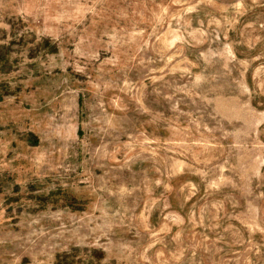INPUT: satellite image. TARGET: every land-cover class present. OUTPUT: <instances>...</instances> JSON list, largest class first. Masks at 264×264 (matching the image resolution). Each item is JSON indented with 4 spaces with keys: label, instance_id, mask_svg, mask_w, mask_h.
Returning <instances> with one entry per match:
<instances>
[{
    "label": "rangeland",
    "instance_id": "1",
    "mask_svg": "<svg viewBox=\"0 0 264 264\" xmlns=\"http://www.w3.org/2000/svg\"><path fill=\"white\" fill-rule=\"evenodd\" d=\"M0 264H264V0H0Z\"/></svg>",
    "mask_w": 264,
    "mask_h": 264
}]
</instances>
